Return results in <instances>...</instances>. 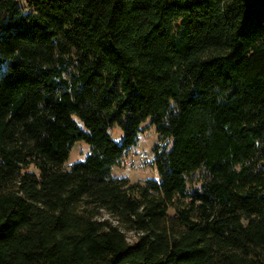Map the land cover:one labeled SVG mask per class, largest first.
<instances>
[{
    "label": "trees",
    "instance_id": "obj_1",
    "mask_svg": "<svg viewBox=\"0 0 264 264\" xmlns=\"http://www.w3.org/2000/svg\"><path fill=\"white\" fill-rule=\"evenodd\" d=\"M0 264H264V0H0Z\"/></svg>",
    "mask_w": 264,
    "mask_h": 264
},
{
    "label": "rangeland",
    "instance_id": "obj_2",
    "mask_svg": "<svg viewBox=\"0 0 264 264\" xmlns=\"http://www.w3.org/2000/svg\"><path fill=\"white\" fill-rule=\"evenodd\" d=\"M23 1V0H20ZM77 124L83 127V124L77 120ZM143 124H148L145 121ZM109 135L114 140L119 141L121 130L117 124L113 125L109 129ZM137 143L131 147L130 156L125 157L128 161L126 165H115L112 167L111 176L115 177H127L133 181L143 180L145 178L158 179L156 168L148 163V159L145 158L140 152L150 153L153 143L157 140V133L154 127L148 126L143 131L138 134ZM89 153V145L84 140L76 141L69 150V155L64 162V168L69 169V167L77 161H82L85 156ZM128 158V159H127ZM124 159V160H125Z\"/></svg>",
    "mask_w": 264,
    "mask_h": 264
},
{
    "label": "built area",
    "instance_id": "obj_3",
    "mask_svg": "<svg viewBox=\"0 0 264 264\" xmlns=\"http://www.w3.org/2000/svg\"><path fill=\"white\" fill-rule=\"evenodd\" d=\"M142 155H144L145 156V158L146 159H150L151 157H152V153L150 152V153H146V152H140ZM128 156H130V154L129 155H126L125 157H128ZM125 159V158H124ZM122 159L121 161H120V164L121 165H126L127 163H128V161L125 159ZM128 159V158H127Z\"/></svg>",
    "mask_w": 264,
    "mask_h": 264
}]
</instances>
